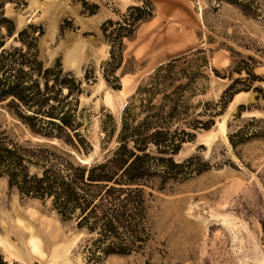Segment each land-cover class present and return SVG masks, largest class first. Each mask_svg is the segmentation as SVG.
Returning <instances> with one entry per match:
<instances>
[{
    "label": "rangeland",
    "instance_id": "obj_1",
    "mask_svg": "<svg viewBox=\"0 0 264 264\" xmlns=\"http://www.w3.org/2000/svg\"><path fill=\"white\" fill-rule=\"evenodd\" d=\"M148 1L152 17L123 40V59L115 74L118 89L107 87L100 75L108 48L99 27L107 19L116 21L139 1L24 0L22 7L9 3L3 7L16 31L29 24L42 29L37 47L43 66L58 60L62 70L76 79L93 69L94 80L83 83L78 95L79 131L90 149L80 156L68 148L81 163L100 157V120L107 115L117 120L139 82L173 57L204 51L205 89L191 104L217 103L231 80H246L245 69L255 77L250 89L232 96V104L221 111L219 105L209 106L218 113L209 128L183 127L194 136L181 144L173 160L191 158L183 164V175L168 181L163 190L144 188L152 196L149 238L140 252L86 263L81 246L94 234L76 228L73 219L61 221L47 200L8 189L6 177L0 176V256L5 264H264V141H247L233 150L226 126L230 123L233 128L248 116L264 117V100H255L253 91L264 90V0H249L246 11L225 0ZM92 5L97 9L87 15ZM239 68L240 74L235 73ZM238 104L256 107L241 110L236 118ZM20 129L11 132L19 133V141L27 139ZM30 141L59 146L57 140L31 137ZM29 171L35 168L30 166Z\"/></svg>",
    "mask_w": 264,
    "mask_h": 264
},
{
    "label": "trees",
    "instance_id": "obj_2",
    "mask_svg": "<svg viewBox=\"0 0 264 264\" xmlns=\"http://www.w3.org/2000/svg\"><path fill=\"white\" fill-rule=\"evenodd\" d=\"M136 1L140 4L127 7L116 21L107 19L99 27L108 48L100 75L111 89L119 88L115 74L123 59V40L130 39L153 15L148 0ZM225 1L241 11L250 3ZM6 3L15 8L25 5L24 0H0V176L6 177L8 189L27 198L47 200L61 221L73 219L76 228L94 234L81 246L86 263L99 262L107 255L140 252L149 238L148 202L152 196L144 188L163 190L168 181L183 175V164L191 158L173 160L181 144L194 136L183 127L209 128L212 116L218 113L208 107L219 105L221 111L232 96L248 91L255 77L245 69L246 80H231L217 103L191 104L205 89L204 51L173 57L139 82L117 120L110 115L100 120V157L81 163L75 154L87 155L90 146L79 131L78 95L83 83L94 80L93 69L76 79L62 70L58 60L43 66L37 47L42 29L29 24L16 31L13 22L4 17ZM96 9L92 5L86 14L92 15ZM62 29L60 26L59 31ZM253 91L257 92L255 100H264V90ZM250 107L256 106L238 104L235 117ZM203 115L208 117L201 119ZM226 126L233 150L247 141H264V117L248 116L233 128L230 123ZM14 127L21 128L20 133L28 138L19 141V133L11 132ZM31 137L57 140L59 146L31 143ZM30 166L35 171L30 172ZM0 264H5L1 256Z\"/></svg>",
    "mask_w": 264,
    "mask_h": 264
},
{
    "label": "bare ground",
    "instance_id": "obj_3",
    "mask_svg": "<svg viewBox=\"0 0 264 264\" xmlns=\"http://www.w3.org/2000/svg\"><path fill=\"white\" fill-rule=\"evenodd\" d=\"M238 95H239V94H238ZM236 96H237V95H235L234 98H235ZM234 98H233V99H234ZM230 104H232V103H230ZM27 228H28V227H27ZM33 230H34V229H33ZM25 231H27V230H25ZM28 232H30V233H29V236L31 237V236L33 235V233H32L31 231H29V230H28ZM34 232H35V231H34ZM20 235H21V234H20ZM26 238H27V237H26ZM32 243H33V242H32ZM33 244H34V243H33Z\"/></svg>",
    "mask_w": 264,
    "mask_h": 264
}]
</instances>
